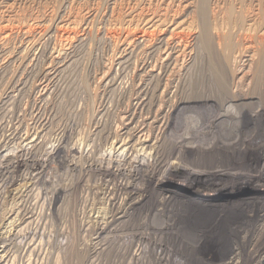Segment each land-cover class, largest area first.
I'll return each instance as SVG.
<instances>
[{
	"label": "rangeland",
	"instance_id": "rangeland-1",
	"mask_svg": "<svg viewBox=\"0 0 264 264\" xmlns=\"http://www.w3.org/2000/svg\"><path fill=\"white\" fill-rule=\"evenodd\" d=\"M202 1L206 4L211 27L232 35L230 38L232 37L233 44L235 42L233 49L242 50L244 46L247 50L244 53L254 52L255 60L260 54L264 55V0ZM200 2L201 0H0V106L4 103L0 109V123L6 129H13L17 120L21 124L17 140L0 149V160L5 165L2 171L0 169L1 174H4L3 181L0 182V264H120L122 259L119 254H115L121 251L119 244L100 243L97 246L94 242L95 220H101L103 214L110 210L109 200L107 202L108 198L104 196L107 182L111 183L110 177L106 175L124 161L119 151H111L109 154L103 134L116 124L115 117L123 109L120 107L127 104V95L130 97L137 89V86L129 84L131 81L137 84L143 61L150 51L154 49L156 54V51L164 47V41L159 42L160 39L167 38L172 30L177 32V29L180 31L184 28L181 33L187 37L185 48L193 45L199 35L197 27L201 23L198 15ZM166 19H171L173 24L165 25ZM245 35L250 36V41L241 38ZM142 37L143 42L140 41L143 40ZM56 50L58 51L55 52ZM122 50L128 53L124 55L120 52ZM60 53L62 56H58ZM56 55L59 60L63 59L64 64L60 67V72L50 79L52 81L48 83V89L42 91L40 86L44 80L40 72L52 63ZM185 59L184 62H187L188 56ZM183 65L181 63L178 66L180 69L177 68L171 78L181 74ZM124 91H128V94ZM243 101L256 106L255 112L245 110L247 115L243 117L248 123L243 128L240 114L235 113L236 103L227 102L223 108L217 109L216 119H210L202 128L199 127L200 118L194 112L186 113L190 118V126H183L179 135L189 138L190 135L186 132L195 130L198 126L196 130L199 133H195L200 135L198 139L205 138L213 142L211 138L216 131V124L224 120L225 129L232 132L230 143L238 140L242 130L255 132L259 128L264 137V123L259 124L253 119L260 109L258 97L253 95L237 103ZM231 112L234 114L233 118L228 115ZM34 130L38 131L36 140L33 137ZM99 130L104 131L101 133ZM27 132L30 135L28 137L25 135ZM170 133L169 128L167 136ZM198 139L196 144H181L185 148L192 145L194 148L198 145ZM219 141L229 143V140ZM200 145L204 148L210 146L209 142ZM259 145L258 142L253 147L257 148ZM91 153L103 167L98 173L100 175H93L90 171L88 155ZM137 159L134 160L135 163L131 160V171L136 170L139 163L144 161L141 157ZM172 161L174 160L167 163L165 171L174 164ZM259 165L264 169V158ZM258 183L253 181L251 185L258 186ZM198 186L206 189L208 184ZM109 187L115 188L113 185ZM193 187V190L198 188ZM110 189L109 191L112 190ZM256 190L258 191L240 197L252 200L257 195L260 201L264 198V190ZM155 210H151L150 225H154L152 218L157 212ZM28 214L32 216L30 222L26 218ZM169 218L166 216L160 219L164 224H170ZM259 223L262 225L263 220ZM260 227L263 230L264 225ZM261 229L257 233H261ZM151 232L158 233L154 230ZM102 235L99 238L103 237V240L106 239L104 236H108ZM95 246L104 249L99 256L93 255V259L89 255L90 249L93 251ZM229 258L222 262H230ZM146 262L141 264L154 263ZM196 263L202 264L194 261Z\"/></svg>",
	"mask_w": 264,
	"mask_h": 264
},
{
	"label": "bare ground",
	"instance_id": "bare-ground-1",
	"mask_svg": "<svg viewBox=\"0 0 264 264\" xmlns=\"http://www.w3.org/2000/svg\"><path fill=\"white\" fill-rule=\"evenodd\" d=\"M198 15L201 23L197 27L198 38L193 37L196 39L193 45L185 48L187 37L181 33L184 28L180 31L177 29V32L172 30L167 38L160 39L159 42L164 41L162 50L155 54L153 49L148 57L145 56L137 84L134 81L129 84L137 86V89L130 97L127 95L128 91H124L129 99L124 96L128 101L124 107H120L123 109L118 110V114L116 112V124L103 130L109 154L111 151H119L124 161L114 166L106 175L110 177L111 183L107 182L104 196L108 198L107 202L109 200L110 210L102 217L100 215L101 220H95L96 241H93L97 246L100 243L119 244L121 251L115 254H119L121 262H124L120 264H141L146 261L154 262L152 264H194V261L202 264H262L264 261V228L262 230L260 227L264 225V198L258 201L257 195L252 200L240 197L258 191L256 189L264 190V169L259 165L264 158V137L259 128L255 132L242 130L238 140L231 143L232 132L225 129L224 120H219L216 124V131L211 138L213 142L205 138L198 139L200 135L195 134L199 133L196 130L198 126L195 130L186 132L190 135L189 138L179 135L181 128L190 122L186 113L194 112L200 118L199 127L202 128L210 119H216L217 109L223 108L227 102L236 103L235 113L240 114L243 128L248 123L244 118L246 111L255 112L256 106L244 101L237 102L253 95L260 102L259 112L253 119L259 124L264 123V55L259 53L255 60V53H244L247 50L243 45L244 51L233 49L235 42L233 44L231 34L219 31V28L215 29L209 24L206 4L202 0ZM167 23L173 24L171 19L165 25ZM150 27L152 28L151 25ZM241 38L245 41L251 39L246 35ZM142 39L140 41L143 42L144 38ZM120 52L124 53L125 50ZM58 56L40 72L44 80L40 86L42 91L48 89V83L52 81L50 79L55 77L64 64L63 59L59 60ZM187 56L188 61L184 62ZM179 63L183 65L181 74L171 78L179 68ZM173 115L176 117L174 121ZM228 115L232 118L234 116L232 112ZM251 119L250 117L249 120ZM14 125L13 129H6L0 123V149L17 140L21 130L19 120ZM169 128L171 133L167 136ZM25 135L30 136L28 132ZM33 137L34 140L38 138V131L34 130ZM197 139L198 145L194 148L193 145L185 148L181 144H196ZM221 139L229 140V143L223 144L219 141ZM208 142L210 146L201 147L200 144ZM258 142L259 147L254 148L253 145ZM88 157L90 171L97 175L103 167L95 160L96 157H92V153ZM138 157L144 161L139 163L136 170L131 171L129 168L133 166L132 161L135 163L134 160ZM171 159L174 164L165 171L164 168ZM4 166L0 160L1 171ZM3 175L0 176V182L3 181ZM253 181L259 182L258 186L251 185ZM199 184L208 186L201 189L204 186L200 187ZM111 185L115 186L114 189L111 187L112 190L109 187ZM193 186L198 188L193 190ZM202 190H205L204 193ZM152 208L157 211L152 218L154 225L149 224ZM166 216L170 217V224L161 221L163 218H160ZM26 218L29 219L28 222L32 221L31 215L28 214ZM261 220L262 225L259 223ZM260 229L261 233H257ZM152 230L158 233H152ZM102 234L108 235L104 236L106 239L99 238ZM97 246L93 251L90 249V257L102 254L104 248ZM227 257L231 261L222 262Z\"/></svg>",
	"mask_w": 264,
	"mask_h": 264
}]
</instances>
